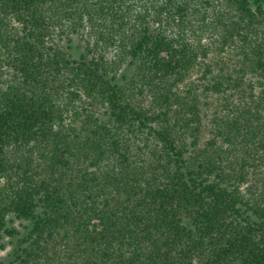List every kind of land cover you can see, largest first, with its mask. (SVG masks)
<instances>
[{
    "label": "trees",
    "instance_id": "16d2710c",
    "mask_svg": "<svg viewBox=\"0 0 264 264\" xmlns=\"http://www.w3.org/2000/svg\"><path fill=\"white\" fill-rule=\"evenodd\" d=\"M5 238L9 264H264V0H0Z\"/></svg>",
    "mask_w": 264,
    "mask_h": 264
},
{
    "label": "rangeland",
    "instance_id": "374dc122",
    "mask_svg": "<svg viewBox=\"0 0 264 264\" xmlns=\"http://www.w3.org/2000/svg\"><path fill=\"white\" fill-rule=\"evenodd\" d=\"M79 43L80 41L78 39L75 40V45H78ZM25 226H27L26 222H21L18 220H13L12 223L9 224V227L15 228L18 232H20V234L24 232ZM11 243L14 242L9 238H5L2 242H0V264H9V262L11 261L10 254L13 248V245Z\"/></svg>",
    "mask_w": 264,
    "mask_h": 264
}]
</instances>
